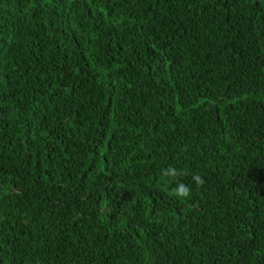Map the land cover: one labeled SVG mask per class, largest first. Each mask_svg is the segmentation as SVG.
Returning <instances> with one entry per match:
<instances>
[{
  "label": "trees",
  "instance_id": "obj_1",
  "mask_svg": "<svg viewBox=\"0 0 264 264\" xmlns=\"http://www.w3.org/2000/svg\"><path fill=\"white\" fill-rule=\"evenodd\" d=\"M0 264H264V0H0Z\"/></svg>",
  "mask_w": 264,
  "mask_h": 264
},
{
  "label": "clouds",
  "instance_id": "obj_2",
  "mask_svg": "<svg viewBox=\"0 0 264 264\" xmlns=\"http://www.w3.org/2000/svg\"><path fill=\"white\" fill-rule=\"evenodd\" d=\"M163 177L168 178L169 181H179L176 183L175 187L172 189V194L177 199H188L191 196V187L187 184H185L182 179V177H186L189 175V173L186 170L178 169L174 166H169L167 169H165L162 173ZM192 181L197 185L200 186L203 184V179L199 175H192L191 177Z\"/></svg>",
  "mask_w": 264,
  "mask_h": 264
}]
</instances>
